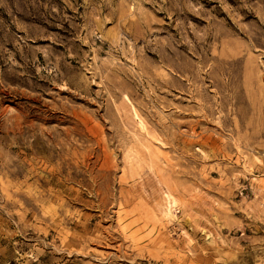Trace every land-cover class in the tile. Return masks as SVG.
Returning <instances> with one entry per match:
<instances>
[{"label": "rangeland", "instance_id": "374dc122", "mask_svg": "<svg viewBox=\"0 0 264 264\" xmlns=\"http://www.w3.org/2000/svg\"><path fill=\"white\" fill-rule=\"evenodd\" d=\"M0 264H264V0H0Z\"/></svg>", "mask_w": 264, "mask_h": 264}]
</instances>
